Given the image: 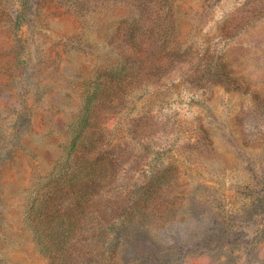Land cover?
I'll use <instances>...</instances> for the list:
<instances>
[{
	"label": "rangeland",
	"instance_id": "rangeland-1",
	"mask_svg": "<svg viewBox=\"0 0 264 264\" xmlns=\"http://www.w3.org/2000/svg\"><path fill=\"white\" fill-rule=\"evenodd\" d=\"M172 1L0 0V264H50L23 204L117 76L106 141L152 213L118 264H264V0Z\"/></svg>",
	"mask_w": 264,
	"mask_h": 264
},
{
	"label": "trees",
	"instance_id": "trees-1",
	"mask_svg": "<svg viewBox=\"0 0 264 264\" xmlns=\"http://www.w3.org/2000/svg\"><path fill=\"white\" fill-rule=\"evenodd\" d=\"M157 3H162L158 6L164 7L165 13L173 6L172 0ZM120 70L113 75L123 73L128 75L126 81L135 83L133 72L128 68L124 71L123 66ZM124 78L117 76L115 88L109 81L100 84L99 95L84 99L81 114L64 123L72 154L68 160H58L47 180L37 185L36 200L23 204V225L50 264H118L117 256L125 243L147 246L142 230L151 213L148 180L137 177L131 183L133 165L112 155V139L106 141V124L111 118L100 113L104 109L116 111L117 93L128 86ZM95 148L99 151L96 160L82 159L88 154L86 150ZM139 163L135 161L134 166Z\"/></svg>",
	"mask_w": 264,
	"mask_h": 264
}]
</instances>
